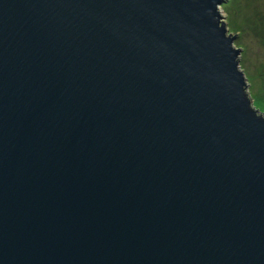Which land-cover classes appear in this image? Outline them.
Instances as JSON below:
<instances>
[{
    "label": "water",
    "instance_id": "water-1",
    "mask_svg": "<svg viewBox=\"0 0 264 264\" xmlns=\"http://www.w3.org/2000/svg\"><path fill=\"white\" fill-rule=\"evenodd\" d=\"M224 1L0 0V264H264Z\"/></svg>",
    "mask_w": 264,
    "mask_h": 264
},
{
    "label": "rangeland",
    "instance_id": "rangeland-1",
    "mask_svg": "<svg viewBox=\"0 0 264 264\" xmlns=\"http://www.w3.org/2000/svg\"><path fill=\"white\" fill-rule=\"evenodd\" d=\"M219 9L228 34L237 35L234 46L241 50L248 93L264 113V0H225Z\"/></svg>",
    "mask_w": 264,
    "mask_h": 264
}]
</instances>
